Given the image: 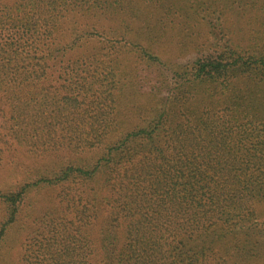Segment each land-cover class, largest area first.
<instances>
[{
  "label": "trees",
  "instance_id": "1",
  "mask_svg": "<svg viewBox=\"0 0 264 264\" xmlns=\"http://www.w3.org/2000/svg\"><path fill=\"white\" fill-rule=\"evenodd\" d=\"M258 19L264 0H0V166L21 179L0 189L6 254L27 193L44 186L19 264H264ZM200 20L213 40L185 41ZM176 30L187 65L153 48ZM124 53L173 83L127 127Z\"/></svg>",
  "mask_w": 264,
  "mask_h": 264
},
{
  "label": "rangeland",
  "instance_id": "2",
  "mask_svg": "<svg viewBox=\"0 0 264 264\" xmlns=\"http://www.w3.org/2000/svg\"><path fill=\"white\" fill-rule=\"evenodd\" d=\"M240 24L244 25L245 22L242 20ZM248 27L257 28L256 33L252 36L254 44L264 43V33H262L264 31V21L261 19L252 21ZM205 28L206 23L202 20L193 25L188 24V29L182 31L181 36L188 42L209 44L213 40L211 37L214 35L211 34L212 32H206ZM176 32L177 34L173 36L164 35L161 40L154 44L153 48L163 58L172 59L180 64L185 63L184 65H187L186 59L192 57L191 52L193 49H190L187 45L182 47L181 42L183 40L178 37V30ZM119 58L120 68H124L125 72L135 75L132 83L124 85L118 100L119 119L122 121V125L127 127L141 123L149 114L148 108L157 103V100L168 92L167 89L172 87L173 83L167 76V69L146 65L142 59L130 58L126 53ZM20 180V176L13 173L11 169L0 166V189H15ZM52 195L53 192L44 186L33 187L27 193L25 202L22 205L23 209L20 218L14 223V227L9 226L7 232V254L5 249L0 247V254L2 253L0 255V264H19L17 256L21 240L24 237L22 229L25 221L24 214L32 209H43L46 203L49 204ZM1 212L0 206V215Z\"/></svg>",
  "mask_w": 264,
  "mask_h": 264
}]
</instances>
